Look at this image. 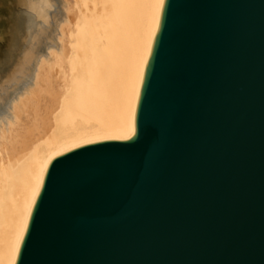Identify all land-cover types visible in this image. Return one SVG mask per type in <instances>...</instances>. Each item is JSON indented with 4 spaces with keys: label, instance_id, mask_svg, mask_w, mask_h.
<instances>
[{
    "label": "water",
    "instance_id": "1",
    "mask_svg": "<svg viewBox=\"0 0 264 264\" xmlns=\"http://www.w3.org/2000/svg\"><path fill=\"white\" fill-rule=\"evenodd\" d=\"M16 264H264V0H165L135 137L52 159Z\"/></svg>",
    "mask_w": 264,
    "mask_h": 264
},
{
    "label": "bare ground",
    "instance_id": "2",
    "mask_svg": "<svg viewBox=\"0 0 264 264\" xmlns=\"http://www.w3.org/2000/svg\"><path fill=\"white\" fill-rule=\"evenodd\" d=\"M165 0H0V264H16L52 159L133 139Z\"/></svg>",
    "mask_w": 264,
    "mask_h": 264
}]
</instances>
